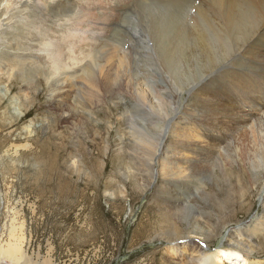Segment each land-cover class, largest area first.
Listing matches in <instances>:
<instances>
[{
  "label": "rangeland",
  "instance_id": "rangeland-1",
  "mask_svg": "<svg viewBox=\"0 0 264 264\" xmlns=\"http://www.w3.org/2000/svg\"><path fill=\"white\" fill-rule=\"evenodd\" d=\"M58 1L65 5L0 0V264H202L217 250L224 264H264V160L252 167L240 155L251 147L254 119L226 132L221 150L236 153L234 162L215 158L174 197L157 190L158 159L150 177L136 146L150 130L160 150L170 140L190 78L237 68L264 20V0H235L234 15L227 0L221 11L215 0L208 9L201 0ZM218 21L228 32L217 39ZM110 45L122 71L108 66L107 86L93 99L85 83L100 77ZM68 73L77 78L63 95L77 114L64 118L58 90ZM174 198L185 201L176 206Z\"/></svg>",
  "mask_w": 264,
  "mask_h": 264
},
{
  "label": "bare ground",
  "instance_id": "bare-ground-1",
  "mask_svg": "<svg viewBox=\"0 0 264 264\" xmlns=\"http://www.w3.org/2000/svg\"><path fill=\"white\" fill-rule=\"evenodd\" d=\"M223 1L224 0H215V3L213 2L214 4L219 6L220 8L219 11H221L222 8H225L223 7ZM227 1L229 5L228 9L231 12L230 15H234L232 13H234L233 6H234L235 0H227ZM56 3L58 4V6L65 5L64 2L58 1V0ZM207 4H208V0H201L200 5L202 9H208L206 8ZM246 4L245 6H247ZM213 6L210 3L209 8L211 7L213 8ZM204 12L206 13V11ZM263 17H264V14H263ZM247 20H249V18ZM236 21H237V18H236ZM222 23L223 22L221 21L214 23V27L216 28V32L215 31L214 32H215V36L217 37V39L224 37V35L228 32V31H224V26ZM214 27L209 28L207 32H209L210 34L213 33L212 29ZM234 28L236 27H233V29ZM170 33L174 34V36L176 37H179L180 35H182L181 33L173 32V31H162L161 35L162 37L166 38ZM196 35L200 37L199 40L201 42H206V39L202 38L203 36L202 33H197ZM251 39H252V42L251 41L247 43L244 42L245 44L241 48L239 54H237L242 58L240 62L234 63L237 65V68L226 71L225 69L226 66L223 65L221 68V71H224V74L215 73L212 77H209L208 75L209 78H207V75L202 76V77L200 76L199 78H190V84L192 85H191V90L189 92V98L184 108V112L186 115L184 113L179 114V117L175 118V120L173 121L174 122L173 128L170 131V140H167L165 142L164 147L161 150L159 148L158 142L156 143L157 137L152 133V130H150L149 134H147L145 138H137L138 139V141H136V146H138L137 151L143 150L147 154L146 156H143V157L141 156V157H142V161L148 164V169L147 168L146 169L148 170L150 177L151 176L153 177V171H152L153 161L155 158L158 159L159 168L157 169V171H158L159 180H158L157 190L159 189L162 190V192L165 193L167 197L173 196L172 195L173 191H174L173 194L179 195V193L176 192L177 188L182 189L184 186L185 188L189 187V184L192 182L191 178L195 174H198L203 169L205 170L207 168H210L209 166L211 165L213 160H215V158L219 159L220 161L223 160L225 155L228 158H230L229 162L227 163L223 162L224 167L227 164H231V160H233L234 162L235 161L234 157L236 156V153H231L229 150H227L225 155H223V152L221 150L225 148L222 146V144L227 139L228 134L226 132H231L233 130V127L237 128L238 126H240L242 130L244 127L248 128V125H246L245 123H249L252 119H254L255 121L249 123L250 133L253 135V139L249 141L251 143V147L241 148L240 155H242L243 159L247 160L248 164L252 165V167H256L262 160H264V110H262V106H264V20L258 26V28L252 32ZM157 43L158 41L154 42V44H157ZM183 43H185V41L181 40V44ZM114 48H116L114 47V45H110L109 47L103 48L104 53L102 55V58L104 59L106 64L97 65L96 67V69H99L98 72L100 75L99 78L97 77L98 81L94 80L95 83L93 82L90 84L87 82L85 83L87 94H89L90 97H92L93 99L98 98L99 100V97L101 96L100 94L102 92L101 89L106 88L107 80L105 79V77L108 74V70L111 67H113V72L122 71L121 69L123 67L122 58L116 54L117 51L115 52ZM176 55L177 54H172V56H170L172 57L170 61L176 60ZM246 60H248L250 63L247 62ZM252 64L256 66L257 72L253 74H248L247 70ZM108 66H109V69H106ZM238 70H240L243 73L240 74ZM115 75L118 76L120 74L116 73ZM219 76H221V78H219ZM76 78H77L76 75H73L70 73H68L67 76L61 75L60 80H61L62 86L59 87V90H58L59 91L58 93L60 95L59 110L61 111V114L64 116V118H67L70 115L75 116L77 114V112L73 110L72 108H70V106L67 104L68 102L66 101V98L63 95L65 94L67 87H73L72 84L73 82L75 83ZM80 83L81 81H79V84ZM145 84L152 91L154 90L150 82L145 83ZM181 88L185 89V86ZM182 90L178 92L179 98H180V93ZM135 94H137L141 100H144V90L143 89L141 91H138V88H135ZM92 98H90V101H93ZM162 103L164 102L161 101L159 103L160 108H163ZM86 104H84V106H86ZM159 107L157 106L158 110L160 111ZM176 107L177 105L175 106V108ZM187 115H190L192 118L188 117ZM160 117L161 116H159V118ZM240 130L237 131L236 134H239ZM140 140H142V144L139 142ZM138 142L140 144H138ZM258 147H261L260 149L262 150H260ZM158 151H160V157H157ZM172 188L173 189L175 188V189L172 190ZM184 201H185L184 198L182 199V201L179 198H174L172 203L173 205L179 206ZM234 246L241 247V248L247 247L246 242H236ZM7 250L5 251L7 252ZM7 254H9V251ZM228 254L232 255V256H229V258H232L233 255L237 256V258L241 256L239 253H228ZM12 256H14V254ZM224 257L227 258L226 254H224L222 251L217 250L215 253L203 256V258H201L202 259L201 263L202 264H224L225 263ZM48 263L46 260L44 264H48ZM25 264H33V263L26 261ZM234 264H256V263L253 261H249L246 258H243L242 261L237 260V262H235Z\"/></svg>",
  "mask_w": 264,
  "mask_h": 264
}]
</instances>
